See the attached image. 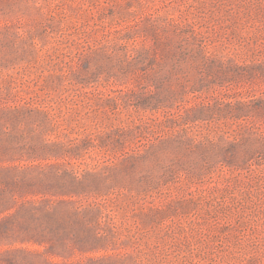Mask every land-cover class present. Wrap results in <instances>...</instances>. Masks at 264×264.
Here are the masks:
<instances>
[{
    "label": "rangeland",
    "instance_id": "1",
    "mask_svg": "<svg viewBox=\"0 0 264 264\" xmlns=\"http://www.w3.org/2000/svg\"><path fill=\"white\" fill-rule=\"evenodd\" d=\"M0 264H264V0H0Z\"/></svg>",
    "mask_w": 264,
    "mask_h": 264
}]
</instances>
